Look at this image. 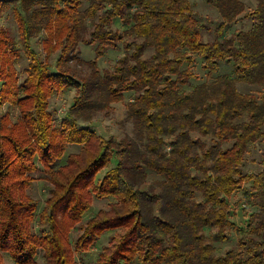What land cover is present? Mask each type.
<instances>
[{
  "label": "trees",
  "instance_id": "trees-1",
  "mask_svg": "<svg viewBox=\"0 0 264 264\" xmlns=\"http://www.w3.org/2000/svg\"><path fill=\"white\" fill-rule=\"evenodd\" d=\"M205 1L219 15L211 40L193 0H0L17 34L0 27V106L17 112L0 114V264H80L75 254L107 232L93 264H264V0ZM240 18L249 27L224 35ZM39 36L43 59L32 46ZM80 44L96 56L122 45L123 55L100 70L78 57ZM195 57L208 79L192 84ZM221 63L232 75L217 73ZM71 88L56 121L50 99ZM125 93L131 134L89 126ZM37 173L49 189L36 214L28 188ZM237 192L253 208L243 227L229 218ZM95 199L107 207L83 220ZM232 228L236 247L218 252Z\"/></svg>",
  "mask_w": 264,
  "mask_h": 264
},
{
  "label": "rangeland",
  "instance_id": "rangeland-1",
  "mask_svg": "<svg viewBox=\"0 0 264 264\" xmlns=\"http://www.w3.org/2000/svg\"><path fill=\"white\" fill-rule=\"evenodd\" d=\"M247 8H251L255 4V0H244ZM194 2V11L197 13V17L199 19V23L201 26V31L203 34V38L205 40L213 39L215 35V28L219 23V15L217 11L209 5L205 0H193ZM11 6L5 7L2 11H0V27L5 28L11 36H17L16 34V27L14 20L12 18ZM250 25L248 19L240 18L236 22L228 25L224 29V35L229 36L236 33L238 30L247 29ZM114 27H120L121 24L116 20L114 22ZM32 46L34 50L39 54V56L43 59L44 52L41 47L40 43V36L37 38L32 39ZM79 55L78 57L83 60L94 59L96 58L97 66L100 70L108 69L113 66L115 61L123 55V48L120 45L118 48H108L105 52L100 55L96 56L94 47L91 45L80 44L79 45ZM21 54L22 51L20 52ZM150 51L145 53V56H148ZM56 53H53L49 59V64L51 65L52 69L54 70V62L56 59ZM27 64V59L25 56H21L19 59V63L17 64V68L21 69ZM70 65L75 66L74 68L81 72L86 70L84 64L77 63L73 60ZM191 68L195 74V78H192V84L197 83L199 81H203L208 79L206 75V71L202 68V60L199 57H195L194 62L191 65ZM217 73L229 74L232 75V66L230 63H221L219 70ZM237 87L240 91L247 92V91H254V86L237 83ZM75 94V89L71 88L66 91L56 93L50 99V106L49 109L53 114L56 121H59L65 112L67 111L68 107L72 103L73 96ZM132 98L131 93H125L124 100L119 101L118 103L114 104V109L109 115H104L103 113H97L93 120L90 122L89 126H91L97 133L101 134L102 136L109 137L113 136L115 138H121L126 134H131L132 126L131 123L125 120V103ZM8 111L12 118H15L17 112L10 108L7 104L0 106V114ZM76 146H69L66 150V154L72 151H76ZM65 154V156H66ZM257 154L254 153L251 155L250 159L256 158ZM115 164V159L110 163L108 168L113 167ZM255 164L247 163V169H253ZM105 168L98 173V177H102L105 171L108 169ZM36 179L32 183V185L28 188V194L37 202V211L36 214L41 210L44 205V201L48 196V189H49V182L42 178V174H35ZM152 177H149V181H151ZM231 213H230V220L237 226L243 227L246 223L248 213L253 210L247 198H245L240 192L234 193L229 198ZM108 201L106 199H95L92 203V208L89 213H87L83 220L87 218L90 214L98 211L99 209L106 208ZM34 230H37V223L36 221L33 222ZM78 233L77 229H74L70 233V237L74 239ZM110 232L105 233L100 237L98 242L92 246L88 251L83 252L82 254H75L76 260L80 264H93L97 255L98 250L100 247L107 243L108 235ZM228 240L226 242H220L216 240L214 245L217 248L218 252H224L230 248H234L237 245L238 238L241 233L234 228L230 229L228 232ZM6 261L11 263V261L6 256ZM40 262V257L38 258ZM13 264V263H11Z\"/></svg>",
  "mask_w": 264,
  "mask_h": 264
}]
</instances>
